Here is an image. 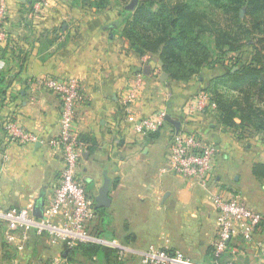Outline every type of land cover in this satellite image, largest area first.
<instances>
[{"label": "crops", "instance_id": "obj_1", "mask_svg": "<svg viewBox=\"0 0 264 264\" xmlns=\"http://www.w3.org/2000/svg\"><path fill=\"white\" fill-rule=\"evenodd\" d=\"M35 2L10 0L4 21L9 44L0 45V88H5L0 95V209L42 211L49 203L63 166L61 151L51 143L59 132L61 101L36 80L77 77L83 100L74 126L81 153L76 179L93 198L109 179L110 204L98 208L90 231L128 249L101 246L116 251L120 264H140V252L150 246L212 262L213 197L218 193L238 195L264 219V176L254 173L256 165H264V130L239 126L238 119L225 126L214 111L184 113L185 104L215 71L172 81L158 54L138 55L121 38L114 8L98 11L80 0H49L46 8L35 10ZM137 74L142 75L141 88L125 103ZM160 107L179 130L196 132L216 146L214 172L206 185L171 169L175 125L167 122L157 139L133 132L134 118ZM7 117L37 141H10L3 128ZM63 244H51L33 231L10 242L0 224V264H72ZM221 261L264 264V221L250 238L233 237Z\"/></svg>", "mask_w": 264, "mask_h": 264}, {"label": "trees", "instance_id": "obj_2", "mask_svg": "<svg viewBox=\"0 0 264 264\" xmlns=\"http://www.w3.org/2000/svg\"><path fill=\"white\" fill-rule=\"evenodd\" d=\"M113 1L110 6L111 0H80L98 11L117 7L121 38L138 55L158 54L172 81L215 71L199 90L210 95L221 123L232 127L238 119L239 126L264 130V0H137L132 10L125 8L128 0ZM205 34L213 47L203 40ZM161 133L146 135L157 139ZM254 173L264 176V165H256ZM63 245L69 263L84 264L81 255L120 264L112 249Z\"/></svg>", "mask_w": 264, "mask_h": 264}, {"label": "built area", "instance_id": "obj_3", "mask_svg": "<svg viewBox=\"0 0 264 264\" xmlns=\"http://www.w3.org/2000/svg\"><path fill=\"white\" fill-rule=\"evenodd\" d=\"M9 1L0 0V45L9 44L4 28L5 18L9 14ZM48 1L36 0L34 9L46 8ZM141 82L142 75L137 74L132 82V90L123 102L135 98ZM36 83L58 95L61 101L59 132L51 143L61 151L63 166L58 184L49 203L42 209L40 218L34 216L28 207L0 209V224L5 228V238L10 242L16 236L24 240L33 231L45 237L51 244L64 243L71 247L78 243H92L119 248L122 252L128 251L115 240L90 231V225L98 217L96 203L85 185L76 179L81 153L74 126L77 109L83 100L78 78H42L37 79ZM215 108L210 95L200 89L185 104L184 113L191 116L198 112L214 111ZM166 115L165 109L160 107L148 115L134 118L131 128L140 135L157 131L165 126ZM3 128L12 142L25 145L37 141L34 133L24 129L11 117L5 119ZM217 154L216 146L202 140L196 132L181 129L171 135L169 161L176 174L198 179L201 184L206 185L213 175ZM213 205L216 210V237L213 242L212 262L199 263L180 251L170 252L150 246L140 252V264H230L222 262L221 256L228 249L232 238L237 235L250 238L264 219L260 212L247 206L238 195L225 196L218 193L213 197Z\"/></svg>", "mask_w": 264, "mask_h": 264}, {"label": "water", "instance_id": "obj_4", "mask_svg": "<svg viewBox=\"0 0 264 264\" xmlns=\"http://www.w3.org/2000/svg\"><path fill=\"white\" fill-rule=\"evenodd\" d=\"M18 1L31 3L33 0H18ZM136 2H137V0H131L130 3L125 6V8L132 10L134 8V6L136 5ZM162 76L165 77L166 75L164 74ZM165 121L175 125V131L179 130V124L176 121H174L173 119H171L168 115L165 116ZM109 185H110V181L108 178H106L104 180L103 184L101 185V187L98 189L97 196L94 198L95 203H96V208L109 206V204H110V199L108 197ZM32 212H33L34 216H36L38 218L41 217V210L38 209L37 207H34Z\"/></svg>", "mask_w": 264, "mask_h": 264}, {"label": "rangeland", "instance_id": "obj_5", "mask_svg": "<svg viewBox=\"0 0 264 264\" xmlns=\"http://www.w3.org/2000/svg\"><path fill=\"white\" fill-rule=\"evenodd\" d=\"M130 1H131V0H128V1L125 3V6L128 5V4L130 3ZM165 1L167 2L166 4H169V3H172V4H173V3H177V2L182 1V0H165ZM114 3H115V2H114L113 0H111L110 6H111V5H114ZM114 10H117V7H114ZM117 16H118V14H117ZM117 19L119 20V16H118ZM118 27L121 29L122 26L119 25ZM210 37H211L210 35L205 34V35L203 36V40L206 41V42L210 45V47H213V44L210 42V39H211Z\"/></svg>", "mask_w": 264, "mask_h": 264}]
</instances>
